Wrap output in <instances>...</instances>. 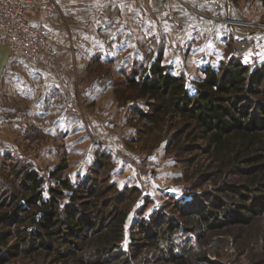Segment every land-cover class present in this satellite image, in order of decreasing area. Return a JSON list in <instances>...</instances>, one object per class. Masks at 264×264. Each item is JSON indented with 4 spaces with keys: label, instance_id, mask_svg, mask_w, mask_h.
I'll return each instance as SVG.
<instances>
[{
    "label": "rangeland",
    "instance_id": "1",
    "mask_svg": "<svg viewBox=\"0 0 264 264\" xmlns=\"http://www.w3.org/2000/svg\"><path fill=\"white\" fill-rule=\"evenodd\" d=\"M225 2L215 8L198 0H108L105 5L78 8L86 23L67 36L78 53L77 66L64 70L44 64L53 68L57 82L44 81L36 115H20L14 128L0 132V217L5 216L0 232L9 230L0 239V264H63L55 252L42 247L27 253L28 241L21 236L30 219L18 228L5 214L22 200L20 182L28 169L44 177L45 196L51 186L63 190L62 207L79 185H92L93 179L99 184L107 180L119 189H139L125 238L109 258L111 264H253L251 241L255 234L264 237V217L243 226L242 233L238 224L199 229L183 211L203 207L215 191L213 179L201 184L193 179L196 168L211 163L207 154L187 165L166 142H145L137 113V107L147 108L144 101L123 102L115 92L128 75L142 73L158 59L173 74L183 75L192 92L206 67L220 73L239 61L251 70L262 68L264 0ZM58 70L67 74L68 82L60 80ZM58 166L64 169L57 170ZM61 179H68L71 186L62 185ZM82 196L78 200L86 199ZM154 229L157 235H149ZM16 244L21 245L14 254ZM171 253L179 257L172 259Z\"/></svg>",
    "mask_w": 264,
    "mask_h": 264
},
{
    "label": "trees",
    "instance_id": "2",
    "mask_svg": "<svg viewBox=\"0 0 264 264\" xmlns=\"http://www.w3.org/2000/svg\"><path fill=\"white\" fill-rule=\"evenodd\" d=\"M204 73L192 92L183 75L173 74L158 59L142 73L135 70L128 75L115 92L123 102L144 101L147 108L139 106L137 113L145 142H166L187 165L200 154L210 159L208 167L195 169L193 179L199 184L213 179L215 191L203 207L197 205L183 215L202 231L238 224L242 233L243 226L264 217V65L251 70L237 61L220 73L209 67ZM20 183L23 198L5 214L15 219L18 228L30 219L21 236L28 241L27 253L42 247L55 252V259L63 264H111L109 258L121 248L130 212L140 196L137 187L119 189L107 180L99 184L93 179L92 185H79L62 207L63 190L51 186L45 196L44 177L37 170L24 171ZM60 183L71 186L68 179ZM80 195L86 199L78 200ZM8 231L0 232V239ZM157 233L154 229L148 234ZM255 235L253 264H264V237ZM20 245L13 246L14 254ZM171 254L172 259L179 257Z\"/></svg>",
    "mask_w": 264,
    "mask_h": 264
},
{
    "label": "crops",
    "instance_id": "3",
    "mask_svg": "<svg viewBox=\"0 0 264 264\" xmlns=\"http://www.w3.org/2000/svg\"><path fill=\"white\" fill-rule=\"evenodd\" d=\"M107 1L42 0V5L32 14V21L44 28L52 42V67L68 70L77 66L78 53L74 46L68 43L67 36L75 34L78 26L86 23L85 13L80 12L78 8L105 5ZM60 15L64 16L66 23L62 24ZM56 78L53 68L28 59L15 58L5 45H0V132L1 129L5 130V127L14 128L20 115L27 117L36 115L34 110L38 108L41 100L44 81L50 79L56 84ZM18 109H26L27 113L20 114L16 112Z\"/></svg>",
    "mask_w": 264,
    "mask_h": 264
},
{
    "label": "built area",
    "instance_id": "4",
    "mask_svg": "<svg viewBox=\"0 0 264 264\" xmlns=\"http://www.w3.org/2000/svg\"><path fill=\"white\" fill-rule=\"evenodd\" d=\"M219 8L226 0H198ZM42 0H0V44H5L15 57L28 58L34 62L48 64L50 43L42 26L32 21V14ZM216 11H219L218 9ZM63 22V18H59ZM64 83L68 76L58 70Z\"/></svg>",
    "mask_w": 264,
    "mask_h": 264
}]
</instances>
